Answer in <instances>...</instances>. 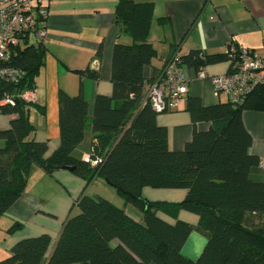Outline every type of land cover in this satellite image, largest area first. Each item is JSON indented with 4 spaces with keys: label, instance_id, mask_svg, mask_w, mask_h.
I'll use <instances>...</instances> for the list:
<instances>
[{
    "label": "trees",
    "instance_id": "obj_1",
    "mask_svg": "<svg viewBox=\"0 0 264 264\" xmlns=\"http://www.w3.org/2000/svg\"><path fill=\"white\" fill-rule=\"evenodd\" d=\"M152 21V4L118 0L114 24L132 44L113 47L112 95H98L94 100L87 161L72 156L86 128L87 103L81 86L76 96L58 93V148L46 157L47 144L33 137L29 112L35 106L18 95L33 90L44 48L37 41L29 44L32 36L22 38L9 65L24 76L18 84L0 79V103L13 98V105L0 106L3 114L13 116L10 127L0 130L4 142L0 148V217L22 195L33 167L48 175L74 167L72 173L85 182V188L94 179H102L125 206L141 215V221L83 191L73 204L79 213L65 220L50 254L51 237L41 234L16 242L0 264H264V183L250 179L259 159L249 152L252 140L241 117L245 110L264 111V85L255 86L239 104L227 100L205 107L198 98L188 97L185 111L192 136L181 151H171L167 129L156 122L161 113L152 110L145 92L149 84L143 68L158 57L148 42ZM157 23L166 24L168 19L159 18ZM176 55L179 66L195 71L219 62L234 63L227 52L179 55L175 49L165 66ZM95 57H101V45ZM79 74L98 78L89 69ZM200 123L209 126L200 131ZM144 188L184 190L186 195L179 204L168 205L145 199ZM165 208L194 214L198 222L169 224L158 216ZM21 227L15 222L8 233ZM192 232L206 241L196 261L181 253Z\"/></svg>",
    "mask_w": 264,
    "mask_h": 264
},
{
    "label": "crops",
    "instance_id": "obj_2",
    "mask_svg": "<svg viewBox=\"0 0 264 264\" xmlns=\"http://www.w3.org/2000/svg\"><path fill=\"white\" fill-rule=\"evenodd\" d=\"M133 1L150 3L153 10L148 42L157 51L158 57L143 68L146 84L159 79L165 61L175 49L179 55H187L192 51L205 55L224 54L232 42L236 47L264 57V0ZM117 3L118 0L43 2L47 17L40 21V25L44 26L47 36L43 43V65L34 78L35 108L30 109L29 119L34 127L35 140L47 144L46 157L59 146L58 93L61 90L69 96H76L81 86L87 103L86 128L84 139L72 156L81 161L88 160L93 136L91 122L94 100L98 95H112L110 78L113 47L116 43L132 44V39L120 34L114 24ZM159 18H167L168 23L158 24ZM28 41L29 44H36L33 37ZM100 45L101 57L97 59L95 54ZM230 68V61L207 65L205 70L208 78L198 80L193 68L183 66L182 73L189 81L187 98H198L205 107L227 102L221 100L223 95L213 93L210 77L224 75ZM86 69L96 71L98 78L82 77L79 72ZM186 99L177 110L161 113L156 118L157 124L167 129L168 147L175 152L181 151L192 136L190 116L185 111ZM241 117L252 140L249 152L259 159V165L250 172V179L264 183V111L245 110ZM12 118L0 111V130L8 129ZM208 126L207 123H200L197 128L203 131ZM3 146L4 142L0 140V148ZM95 184L100 190L94 196L103 197L123 208L136 221H141V215L130 206H125L117 193L114 195L117 197L112 198V187L102 179H94L85 188V182L72 172L59 170L48 175L40 168L33 167L22 195L0 217V261L9 256L16 242L41 234L51 237L50 254L63 223L76 212L74 202L83 191L91 196L89 190ZM142 195L148 201L175 205L184 199L186 192L144 188ZM158 216L169 224L181 221L196 225L198 222L196 215L184 210L175 212L171 208L158 212ZM15 222L22 224L21 229L8 233ZM205 245V239L192 232L182 246L181 253L187 259L196 261Z\"/></svg>",
    "mask_w": 264,
    "mask_h": 264
},
{
    "label": "built area",
    "instance_id": "obj_3",
    "mask_svg": "<svg viewBox=\"0 0 264 264\" xmlns=\"http://www.w3.org/2000/svg\"><path fill=\"white\" fill-rule=\"evenodd\" d=\"M47 0H0V79L18 84L24 73L10 66L14 52L22 46L24 36H32L38 43L46 40V31L40 21L47 17L43 2ZM228 55L234 60L230 71L224 75L210 77L215 95H224L233 104H239L244 96L257 85H264V57L246 49L228 45ZM178 55L166 64L161 77L146 87V98L156 113L177 110L187 98L189 81L177 63ZM196 79L208 78L205 68L196 71ZM18 97L35 103L34 90L24 91ZM13 105V98L6 97L1 104Z\"/></svg>",
    "mask_w": 264,
    "mask_h": 264
},
{
    "label": "rangeland",
    "instance_id": "obj_4",
    "mask_svg": "<svg viewBox=\"0 0 264 264\" xmlns=\"http://www.w3.org/2000/svg\"><path fill=\"white\" fill-rule=\"evenodd\" d=\"M221 100H223V101H227V98L223 95L222 97H221ZM91 189V188H90ZM112 189V191L113 192H111V193H113V196H112V198L113 197H117V196H114V195H117L116 194V191L113 189V188H111ZM97 190H100L99 188H98V186H97V184H95V186H94V188L92 189V190H89V195H91V196H94V194H97ZM104 194H106V193H104ZM107 196H108V194H106ZM110 196V195H109ZM101 197V196H100ZM103 198V197H102ZM118 199V198H117ZM79 213V211L76 209V212L74 213V215H77Z\"/></svg>",
    "mask_w": 264,
    "mask_h": 264
},
{
    "label": "water",
    "instance_id": "obj_5",
    "mask_svg": "<svg viewBox=\"0 0 264 264\" xmlns=\"http://www.w3.org/2000/svg\"><path fill=\"white\" fill-rule=\"evenodd\" d=\"M63 170L72 172L74 170V167H64Z\"/></svg>",
    "mask_w": 264,
    "mask_h": 264
}]
</instances>
